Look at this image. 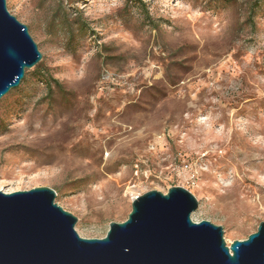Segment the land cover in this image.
Here are the masks:
<instances>
[{
	"label": "rangeland",
	"instance_id": "rangeland-1",
	"mask_svg": "<svg viewBox=\"0 0 264 264\" xmlns=\"http://www.w3.org/2000/svg\"><path fill=\"white\" fill-rule=\"evenodd\" d=\"M140 1V2H139ZM142 3V5L140 4ZM35 67L0 99V191L47 187L84 239L182 187L227 246L264 222V0H6ZM253 13V25L246 19Z\"/></svg>",
	"mask_w": 264,
	"mask_h": 264
},
{
	"label": "water",
	"instance_id": "water-1",
	"mask_svg": "<svg viewBox=\"0 0 264 264\" xmlns=\"http://www.w3.org/2000/svg\"><path fill=\"white\" fill-rule=\"evenodd\" d=\"M41 59L28 27L0 0V99ZM55 198L47 187L0 191V264H264V222L227 246L221 227L192 221L198 201L182 187L139 196L102 239L81 238Z\"/></svg>",
	"mask_w": 264,
	"mask_h": 264
},
{
	"label": "trees",
	"instance_id": "trees-1",
	"mask_svg": "<svg viewBox=\"0 0 264 264\" xmlns=\"http://www.w3.org/2000/svg\"><path fill=\"white\" fill-rule=\"evenodd\" d=\"M230 1H232V0H230ZM140 4L142 5V3H140ZM253 17H254V14L250 12L247 19H246L247 24L253 25ZM35 71H36L37 77H39L42 80L43 84L45 85V87L49 93H51L53 86L56 88H60L58 81L52 79V77L47 74V71H45L43 69L42 65H37L35 67Z\"/></svg>",
	"mask_w": 264,
	"mask_h": 264
},
{
	"label": "bare ground",
	"instance_id": "bare-ground-1",
	"mask_svg": "<svg viewBox=\"0 0 264 264\" xmlns=\"http://www.w3.org/2000/svg\"><path fill=\"white\" fill-rule=\"evenodd\" d=\"M134 201V200H133Z\"/></svg>",
	"mask_w": 264,
	"mask_h": 264
}]
</instances>
